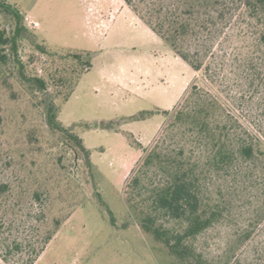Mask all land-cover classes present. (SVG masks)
Masks as SVG:
<instances>
[{
    "label": "trees",
    "instance_id": "1",
    "mask_svg": "<svg viewBox=\"0 0 264 264\" xmlns=\"http://www.w3.org/2000/svg\"><path fill=\"white\" fill-rule=\"evenodd\" d=\"M125 3L170 50L200 73L202 81L193 83L172 111H163L166 120L158 138L144 151L124 184L128 212L170 264H231L252 237L253 228L245 225L234 231L219 259L206 258L195 247V240L207 229L231 219L235 199L229 190L242 183L247 188L259 179L264 182V128L250 127L239 115L245 96L258 91L264 100V0ZM0 12L14 21L12 32L0 27V65L10 71L17 68L15 82L29 99L38 98L34 107H41L44 117L43 131L30 127L22 140L0 131V148L6 147L2 166L19 165L11 177L0 178V258L5 264H34L68 213L86 196L76 168L68 172L61 169H65L63 152L77 160L83 156L90 168V149L58 121L54 100L70 96L81 71L91 65V53L66 52L60 58L64 64L56 65L48 77L29 73L18 53L25 29L22 15L6 0H0ZM38 48L49 58L54 56L44 47ZM69 57L76 61L74 66L68 65ZM1 81L12 88L9 73L2 75ZM50 81L54 94L49 91ZM14 92L10 89L11 99ZM153 113L140 111L121 120L145 119ZM2 120L0 113V123ZM48 151L58 152L54 165L60 164V171L52 165L47 172L34 173L31 166L37 165L36 157L47 156ZM60 182L74 189L60 208L61 215L47 223L45 206ZM55 194L58 198L61 191ZM34 202L42 205L31 217ZM26 215L38 238L33 244L19 229ZM263 217H255L256 222Z\"/></svg>",
    "mask_w": 264,
    "mask_h": 264
},
{
    "label": "rangeland",
    "instance_id": "2",
    "mask_svg": "<svg viewBox=\"0 0 264 264\" xmlns=\"http://www.w3.org/2000/svg\"><path fill=\"white\" fill-rule=\"evenodd\" d=\"M6 1L22 15L25 29L18 53L29 73L48 77L56 65L64 64L60 58L66 52L91 53V65L81 71L70 96L54 100L58 121L70 127L90 149V168L83 156L77 160L62 151L65 169L61 172L76 168L86 196L68 213L34 264H170L129 214L123 190L144 151L158 138L166 120L163 111H172L193 83L202 84L200 73L170 50L125 0ZM0 27L12 32V17L0 12ZM39 46L54 56L49 58ZM67 61L70 67L76 63L70 57ZM6 73L11 75L10 89L16 91L14 99L1 81ZM16 77V67L10 71L0 65V131L22 140L30 127L43 131L44 117L41 107H34L38 98L29 99L15 82ZM49 85L54 94L55 86L51 81ZM255 93L240 102L239 115L250 127L264 128V100L258 91ZM140 111L154 113L145 119L121 120ZM4 148H0V178L11 177L19 167L13 163L2 166ZM57 153L48 151L47 156H35L37 165L31 166L33 172H47L57 161ZM53 167L60 171V164ZM255 181L247 188L242 183L229 190L235 199L231 219L196 238L195 247L206 258L219 259L231 234L247 225L254 229L252 237L231 264H264V217L260 222L255 219L264 215V182ZM58 185L50 202L44 205L47 223L61 215L60 208L74 189L67 182ZM58 190L61 196L57 198ZM41 205L34 202L31 217ZM28 219L30 216L26 215V222L19 229L33 244L38 238ZM0 264H5L1 258Z\"/></svg>",
    "mask_w": 264,
    "mask_h": 264
}]
</instances>
